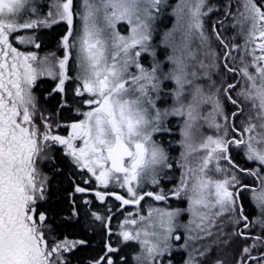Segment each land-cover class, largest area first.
<instances>
[{
  "label": "snow or ice",
  "instance_id": "1",
  "mask_svg": "<svg viewBox=\"0 0 264 264\" xmlns=\"http://www.w3.org/2000/svg\"><path fill=\"white\" fill-rule=\"evenodd\" d=\"M0 264H264V0H0Z\"/></svg>",
  "mask_w": 264,
  "mask_h": 264
}]
</instances>
